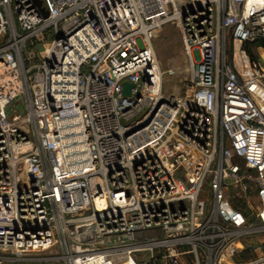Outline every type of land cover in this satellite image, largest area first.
Masks as SVG:
<instances>
[{"label":"built area","instance_id":"built-area-1","mask_svg":"<svg viewBox=\"0 0 264 264\" xmlns=\"http://www.w3.org/2000/svg\"><path fill=\"white\" fill-rule=\"evenodd\" d=\"M243 44L264 50V0H0V264H264V72Z\"/></svg>","mask_w":264,"mask_h":264},{"label":"rangeland","instance_id":"rangeland-1","mask_svg":"<svg viewBox=\"0 0 264 264\" xmlns=\"http://www.w3.org/2000/svg\"><path fill=\"white\" fill-rule=\"evenodd\" d=\"M154 48L158 56L161 70L164 71L163 75V94L164 95H177L182 90L185 80L189 76V66L186 62V55L182 46V39L180 29L177 24L168 23L160 31L156 33L154 38ZM240 46V45H239ZM235 44L231 45V49L234 50ZM247 53L255 58L257 64V71L260 73L264 72V50L255 44H243L242 46ZM238 48V45H237ZM230 59L232 62L238 59L236 55L231 51ZM252 58V57H251ZM175 69L174 74H169L168 70ZM175 88V89H174ZM20 99L17 100L16 109L10 111L11 117H22L24 111L21 108ZM18 103V105H17ZM184 180L182 184L187 187L188 184H192V181L188 180L185 176L182 177ZM232 188V186L230 187ZM235 193V190H233ZM242 196L234 194V202L241 203L245 202ZM7 264H15L14 261L8 260ZM43 264H66L61 260H51L49 263Z\"/></svg>","mask_w":264,"mask_h":264},{"label":"water","instance_id":"water-1","mask_svg":"<svg viewBox=\"0 0 264 264\" xmlns=\"http://www.w3.org/2000/svg\"><path fill=\"white\" fill-rule=\"evenodd\" d=\"M38 3H40V0H37ZM47 12L45 11L44 14H46ZM39 49H41V46L38 47ZM133 87H134V83H129V82H124L123 83V90H122V94L125 98H128L130 100L133 99L134 95H133Z\"/></svg>","mask_w":264,"mask_h":264},{"label":"trees","instance_id":"trees-1","mask_svg":"<svg viewBox=\"0 0 264 264\" xmlns=\"http://www.w3.org/2000/svg\"><path fill=\"white\" fill-rule=\"evenodd\" d=\"M252 59L255 60V58L251 55Z\"/></svg>","mask_w":264,"mask_h":264},{"label":"bare ground","instance_id":"bare-ground-1","mask_svg":"<svg viewBox=\"0 0 264 264\" xmlns=\"http://www.w3.org/2000/svg\"><path fill=\"white\" fill-rule=\"evenodd\" d=\"M155 53H156V50H155ZM156 56H157V54H156ZM158 57V56H157ZM161 69V68H160ZM175 89V88H174Z\"/></svg>","mask_w":264,"mask_h":264}]
</instances>
